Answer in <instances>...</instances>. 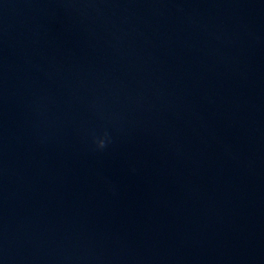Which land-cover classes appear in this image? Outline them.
I'll return each instance as SVG.
<instances>
[{"label": "water", "instance_id": "water-1", "mask_svg": "<svg viewBox=\"0 0 264 264\" xmlns=\"http://www.w3.org/2000/svg\"><path fill=\"white\" fill-rule=\"evenodd\" d=\"M0 264H264V0H0Z\"/></svg>", "mask_w": 264, "mask_h": 264}, {"label": "clouds", "instance_id": "clouds-1", "mask_svg": "<svg viewBox=\"0 0 264 264\" xmlns=\"http://www.w3.org/2000/svg\"><path fill=\"white\" fill-rule=\"evenodd\" d=\"M101 146H103V142H101Z\"/></svg>", "mask_w": 264, "mask_h": 264}]
</instances>
